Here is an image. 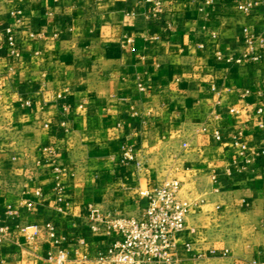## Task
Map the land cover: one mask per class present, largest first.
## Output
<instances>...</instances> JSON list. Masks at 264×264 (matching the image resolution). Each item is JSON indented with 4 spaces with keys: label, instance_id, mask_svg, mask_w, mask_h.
Segmentation results:
<instances>
[{
    "label": "crops",
    "instance_id": "obj_1",
    "mask_svg": "<svg viewBox=\"0 0 264 264\" xmlns=\"http://www.w3.org/2000/svg\"><path fill=\"white\" fill-rule=\"evenodd\" d=\"M263 89L260 0H0V264L93 256L90 207L140 213L170 179L196 231L177 264H264V156L234 147L264 144ZM47 222L28 245L20 228Z\"/></svg>",
    "mask_w": 264,
    "mask_h": 264
},
{
    "label": "built area",
    "instance_id": "obj_2",
    "mask_svg": "<svg viewBox=\"0 0 264 264\" xmlns=\"http://www.w3.org/2000/svg\"><path fill=\"white\" fill-rule=\"evenodd\" d=\"M101 1V0H96ZM210 3L211 0H205ZM264 12V0H260ZM252 3L239 4L237 8L243 12L251 9ZM6 40L10 45L14 42L13 33L10 28L5 31ZM248 44L252 43L251 38H247ZM256 61L259 54L250 48L241 59ZM264 92V89H263ZM245 93H248L246 91ZM28 104V102L26 101ZM259 113H264L260 107ZM264 125L260 124L262 128ZM215 141L221 140L219 132L213 134ZM184 148L187 142L182 144ZM234 147L236 154L245 163L251 161L248 155L264 156V144L250 148L244 141L235 138ZM134 155L129 148L123 151V160L131 161ZM138 167L140 163L137 162ZM54 172L59 175L60 169L54 167ZM180 182L177 179L163 180L153 188L140 191V196L148 199L147 206L140 213L135 215H104L98 210L90 207L87 218L88 227L92 235L104 237L107 245L104 250L98 251L93 256L81 255L75 259L76 264H177L179 254L177 249V239L184 233L186 228V216L189 213L190 205L178 197ZM8 215L15 213L8 208ZM6 231L5 226H0V235ZM24 234L28 245L34 244L37 240L46 235L49 240L55 238V227L52 223L43 225L28 224L20 228ZM184 250L191 251V244L184 243ZM214 253V250H210ZM48 264H67L70 259L63 249L57 251L48 250L46 254Z\"/></svg>",
    "mask_w": 264,
    "mask_h": 264
},
{
    "label": "rangeland",
    "instance_id": "obj_3",
    "mask_svg": "<svg viewBox=\"0 0 264 264\" xmlns=\"http://www.w3.org/2000/svg\"><path fill=\"white\" fill-rule=\"evenodd\" d=\"M188 214H189V213H188ZM134 215H135V214H134ZM186 217H187V216H186ZM186 228H187V225H186ZM186 228H185L184 231H186V230L189 231V232L193 235V237H195L194 234H196V231L193 230V232H192L191 229H188V228L186 229ZM183 234H184V233H183ZM183 234L181 235L182 238H184V237H183V236H184ZM226 236H227V235H226ZM183 240H184V239H183ZM188 241H189V240H188ZM188 241L181 242V243L177 241V249H178L179 257H180V253H182V252L185 251V250H184V243H186V242H188ZM189 243H190V242H189Z\"/></svg>",
    "mask_w": 264,
    "mask_h": 264
}]
</instances>
